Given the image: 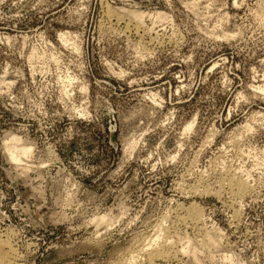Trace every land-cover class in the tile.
<instances>
[{"label":"rangeland","instance_id":"rangeland-1","mask_svg":"<svg viewBox=\"0 0 264 264\" xmlns=\"http://www.w3.org/2000/svg\"><path fill=\"white\" fill-rule=\"evenodd\" d=\"M0 243L1 264H264V0H0Z\"/></svg>","mask_w":264,"mask_h":264},{"label":"bare ground","instance_id":"bare-ground-1","mask_svg":"<svg viewBox=\"0 0 264 264\" xmlns=\"http://www.w3.org/2000/svg\"><path fill=\"white\" fill-rule=\"evenodd\" d=\"M14 136V135H13ZM13 136H11L10 135V137H11V139L10 140H8V145H6L7 146V148H6V150H7V155H8V157H9V159L12 161V162H14V163H16V165H20L27 157V159H30L29 158V156L31 155L32 156V151H33V147L31 146V145H28V144H25V143H22V141H21V139L20 138H18V137H13ZM9 139V138H8ZM27 143V142H26ZM30 156V157H31ZM25 158V159H24ZM22 165V164H21ZM23 166H24V164H23ZM18 167V166H17ZM22 167V166H21ZM235 182V181H234ZM233 181H230V183H231V187H232V189H234L235 190V192L237 193V194H239V195H244V194H246L247 192H248V188L245 186V184H244V182L243 183H234ZM235 193V194H236ZM193 209V208H192ZM195 212V211H194ZM196 213H197V210H196ZM103 219V218H102ZM96 221V220H95ZM99 221V223L101 222L99 219H97V222ZM103 221V220H102ZM110 222V221H109ZM101 224V223H100ZM161 241V242H163V243H165V244H162L161 242L159 243V242ZM208 241H210V240H208ZM153 243L154 242H156V247H158L157 245H159V244H162V246L163 247H165L164 245H166L167 243L168 244H170L168 241H162V240H160V236L159 237H157V239H155L154 241H152ZM152 242H150L151 244H152ZM220 242V241H219ZM149 243V242H148ZM157 243H159V244H157ZM209 243V242H208ZM214 243V242H213ZM0 244H3V243H0ZM151 244H149L150 246H144L143 248L144 249H147V248H150L151 247ZM167 244V245H168ZM144 245V244H143ZM142 245V246H143ZM153 245V244H152ZM154 245H155V243H154ZM166 245V246H167ZM190 245H192V243H190ZM137 246V245H136ZM206 246V245H205ZM138 247V246H137ZM153 247V246H152ZM152 247H151V249H152ZM156 247L154 248V249H156ZM160 247V246H159ZM157 248L158 249V251H160L159 249L160 248ZM190 247V246H189ZM188 247V248H189ZM9 248H11L10 246H9ZM134 248H136V247H134ZM142 248V249H143ZM171 248V247H170ZM187 248V250L186 251H189V249ZM191 249L190 250H192L193 249V252H195V253H193L194 255L196 254H198V253H196V252H198L196 249H194L195 247H190ZM13 249V248H12ZM133 249V248H132ZM137 249H140V248H137ZM143 249V250H144ZM150 249V250H151ZM157 249L155 250V251H157ZM162 250H163V248H161ZM9 250H11V249H9ZM149 250V249H148ZM161 250V251H162ZM166 250V249H165ZM196 250V251H195ZM199 250V249H198ZM140 252H141V250H139ZM158 251L156 252V254L158 253ZM10 252H14V250H11ZM148 252V251H147ZM153 252H154V250H153ZM168 252V251H167ZM184 252V251H183ZM144 253H146V252H144ZM143 253V254H144ZM150 253H151V251H150ZM149 253V254H150ZM187 253H189V252H186V254ZM8 254H9V252H8ZM7 254V255H8ZM140 254V253H139ZM148 254V253H147ZM156 254H153V255H155L156 256ZM7 255H6V258H7ZM138 255V254H137ZM195 255V256H196ZM199 255V254H198ZM148 256V255H147ZM158 256H161V258L163 259V257H167V259H168V256H169V254H168V256H167V254H166V252L164 253V251L163 252H159L158 253ZM171 256V255H170ZM151 257H153V256H151ZM150 256H149V258H148V261L149 260H151V259H154V257L153 258H151ZM192 257H194V256H192ZM6 258H3V256H1L0 257V264L2 263V260L4 259V261L6 260ZM9 258H11V257H9ZM132 258V257H131ZM133 258H134V256H133ZM158 258H160V257H158ZM170 258V257H169ZM194 258H196V257H194ZM197 259V258H196ZM134 260V259H133ZM133 260H131V261H133ZM165 260V259H164ZM3 261V262H4ZM130 261V262H131ZM154 261V260H153ZM195 261H197V260H195ZM129 262V261H128ZM132 263V262H131ZM150 263H151V261H150ZM138 264V263H137ZM140 264V263H139Z\"/></svg>","mask_w":264,"mask_h":264}]
</instances>
